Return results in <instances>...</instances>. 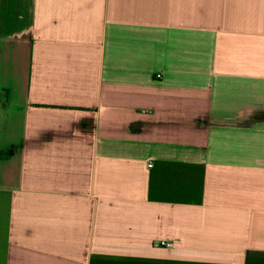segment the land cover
<instances>
[{
	"label": "crops",
	"instance_id": "obj_1",
	"mask_svg": "<svg viewBox=\"0 0 264 264\" xmlns=\"http://www.w3.org/2000/svg\"><path fill=\"white\" fill-rule=\"evenodd\" d=\"M0 264H264V0H0Z\"/></svg>",
	"mask_w": 264,
	"mask_h": 264
},
{
	"label": "built area",
	"instance_id": "obj_2",
	"mask_svg": "<svg viewBox=\"0 0 264 264\" xmlns=\"http://www.w3.org/2000/svg\"><path fill=\"white\" fill-rule=\"evenodd\" d=\"M158 245L166 246V247H172L173 243L165 241V240H161V241L158 242Z\"/></svg>",
	"mask_w": 264,
	"mask_h": 264
}]
</instances>
